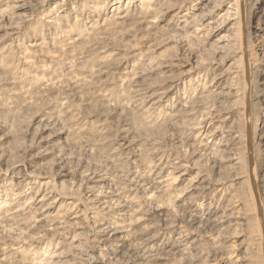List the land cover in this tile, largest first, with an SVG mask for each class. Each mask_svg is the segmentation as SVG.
Returning <instances> with one entry per match:
<instances>
[{"label": "rangeland", "instance_id": "374dc122", "mask_svg": "<svg viewBox=\"0 0 264 264\" xmlns=\"http://www.w3.org/2000/svg\"><path fill=\"white\" fill-rule=\"evenodd\" d=\"M130 1L18 0L27 8L17 10L16 1L0 0V156L3 158V163H0V206L6 198L14 203L18 199L16 192H23L24 198L19 206L27 207L33 199L38 200L46 193H38L46 181L68 196L85 198L86 180L96 175L105 179L96 184L97 192L108 196L105 202H116L119 199L117 193L124 191L122 194L128 197L125 202H131V214L155 203L166 207L172 219L182 218L191 206L176 201L178 192L175 182L178 174L167 177L163 187H169V193L164 197L161 194L149 197L143 193L142 188L140 190L136 186L141 176L139 174L143 172L145 176L148 173L154 165L157 152H160L167 161L176 159L208 175L211 186L198 202L199 210L206 212L210 204L224 208L231 202L236 209V217L244 219L240 221L241 226L233 227H190L185 223L183 226L186 233L182 235L185 246L175 252L160 249L159 252L167 259L162 264H207L193 261L200 254L207 257L209 264L227 260L229 254L218 252L217 247L231 246L237 239H232L234 235L247 243L240 257L248 254L252 264H264V134L260 131V124L264 123V95L259 93L264 88V83L261 84L264 82V48L259 50L256 43L264 37V30L256 31V35H253L254 26L249 25L247 19L241 21L236 48L242 52L243 62L240 63L244 74L233 84L242 88L239 100L216 96L215 92L218 88L215 78L230 66L232 60L222 66L218 65V59L224 55L218 51V43L214 39L201 38V35L196 34L194 37V33L184 31L187 30L186 24L210 0L171 1V9L158 20L157 34L150 41L141 39L142 33L137 32L138 28H134L136 32H131L132 36L124 39L112 34L107 40L108 45L123 50L122 55L126 49L136 48V54L142 55L136 60V65L140 64V67L150 71H147V81L155 85V89L169 92L162 100L163 107L152 111L153 118L145 124L134 110L136 103H128V89H125L121 76L109 69L101 80L103 83L99 85L92 69L84 68L88 59H80L81 52L89 49L90 54L91 41L97 36L77 37L82 32L83 21L87 26L95 25L94 21L102 7L109 16L112 7L119 6L118 13L128 12L133 19L142 16L149 7L138 0H133V3ZM239 1L243 10L248 0ZM257 1L249 0L248 6ZM227 2L213 0L208 5L210 8L216 5L217 8L222 7L214 14L215 19L220 20L219 23H224L220 16L225 13L226 8L223 6ZM130 5L135 11L130 10ZM253 22L256 20L253 19ZM260 22L264 25V17ZM57 25H61L60 28ZM8 28L18 31L16 39L6 38ZM221 34L223 31L219 36ZM41 42L44 43L39 47ZM53 43H57L55 49L51 47ZM76 50L75 55H78L72 59ZM109 59L106 67L112 65L113 60ZM177 62H181L182 67H174ZM227 79H224L222 87L230 85ZM197 88L205 91L198 101L202 111L221 113L222 120L215 123L216 127L222 126L223 131L230 127L238 128L243 133L240 144L232 146L228 150L230 156L227 155L231 157V154H235L241 161V169L235 173L247 179L239 181V185L231 162L214 166L210 153L199 152L201 140L197 138L198 132L195 130L199 120H191L187 114L194 105L189 109L184 108ZM170 113L176 117L170 118ZM50 119L59 120V126L64 128L61 141L53 142L51 139L58 133V129L44 130L46 121ZM122 136L128 138L126 143L121 142ZM219 139L212 138L211 145ZM177 181L183 184L182 178ZM19 182H24V186L18 185ZM16 188L21 191H16ZM125 205L118 207V214L123 212ZM63 207H66L65 204ZM7 214V209L0 208V237L5 238L0 242V264H107L100 250L95 249L93 224L88 225L85 216L74 223L76 228L65 232L69 237H77L79 252L84 254V260L75 259L72 247L67 243L63 250L69 259L55 261L46 256L57 245L52 233H40L47 235L45 238L52 242L39 244L40 235L38 237L37 232L33 233L25 226L7 221ZM161 220L164 219H159L163 225L164 221ZM145 226L142 224L131 229L130 234L136 233L133 237L135 243H144L151 237L144 234ZM178 232H165L159 243L165 241L171 244L179 237ZM238 245L236 243L240 250ZM16 246L19 250H11ZM122 254L119 259L124 260ZM236 257H232L234 259L230 264H242L236 262Z\"/></svg>", "mask_w": 264, "mask_h": 264}, {"label": "bare ground", "instance_id": "6f19581e", "mask_svg": "<svg viewBox=\"0 0 264 264\" xmlns=\"http://www.w3.org/2000/svg\"><path fill=\"white\" fill-rule=\"evenodd\" d=\"M14 1H16V4H18L17 6H15V9L26 10L27 7L21 5L20 2H18V0H14ZM138 1L139 3H142L144 6L149 5V7L146 8L144 13H142L143 15L140 16L138 19H133L132 17H130L128 12L118 13L119 6L112 7L113 8L112 12L108 16L104 11L105 10L104 7H102L103 9L102 8L100 9L101 11L99 12L98 17L94 21L95 25L87 26L86 22L83 21V25H82L83 27L81 30L82 32L78 34L77 37L82 38L84 35L97 36L96 38H94L93 41H91V45H90L91 53L89 54V49H86L87 52H81L82 57L80 59H88L87 61H85L86 66L84 68L92 69L94 78L98 81L97 83L99 85L103 83L101 82V80L105 76V74L109 72L108 71L109 69L114 71L117 75L121 76L124 81L123 85L125 86V89H128V94L126 95L129 101L128 103H136V105L134 106V110L137 111V113L141 117L139 119H141V122L148 124V122H150L151 119L153 118L151 117L152 111L156 110L157 107L159 108L163 107L162 100L165 99L167 95H169V92L167 93L162 92L161 88L155 89V85H152L147 81V78L149 77V73L147 71L149 70L140 67V64L136 65V60L138 61V58L142 56L136 54V50H137L136 48L130 47L126 49L127 51L125 52L124 55H122L121 52L123 50H121L118 47H114L115 45L112 44L108 45L107 40L112 34H117L116 36L122 39L129 37V35L132 36L131 32H136L135 30L136 28H138L137 32H139V34L140 32L142 33L141 39H144L145 41L152 40L151 38L155 34H157L156 26L158 20L163 14L169 11L172 7V5L170 4L171 1L177 3L180 0H138ZM211 1L213 0H210L208 4L203 5L200 8L199 14L197 15L194 14L195 16L186 24L185 29L187 28V30L184 31H186V33L187 32L194 33V37L196 34V35H201L200 36L201 38L205 37L209 40L214 39V41L218 43L217 46L218 51L220 50L222 54L224 53V55H222L221 58L218 59V63H217L218 65L222 66L227 61L232 60L230 66L215 78L218 87L215 90V92H216V96H220L229 100L230 99L239 100L241 97L240 89L242 88H239L233 84L239 81L240 78L242 77V74H244L243 68L240 63L242 61V56H241L242 52L241 53L238 52V49L236 48L237 46L236 44L238 43L239 40L238 34H240V24L243 18L247 19L249 25L254 26L253 35L254 34L256 35V31L264 30V25H262V23L260 22L263 20L264 17V0H259L257 1V3L255 2L256 4L252 6L250 5L248 6L249 3L248 0V3L243 10H241L243 7L239 0H228V2L223 6L226 8V11H224L225 13H223V15L221 14L220 16V18L224 19V23L221 22L222 24L218 22L219 19L217 20L215 19L216 16L214 15L215 12L217 14V11L220 10L222 7L217 8V5L215 4L216 5L215 7L210 8L208 5L209 3L211 5ZM130 2L133 3V0H131ZM258 3L260 4L258 5ZM129 8L130 10H134L133 6L131 5L129 6ZM83 12L81 13L83 14ZM253 19L256 20L255 23L253 22ZM59 26L61 25H57V28ZM221 31H223V34L219 36ZM17 35H18V31L16 29L14 28L7 29L6 38L8 40L16 39ZM75 42H77V39ZM250 42L252 44V39H250ZM43 43L44 42L39 43L38 46L41 47ZM256 43L258 44L259 50L264 48V37L260 38V40H258ZM51 47H53L52 49H55L57 47V43L55 44L53 43ZM97 50L99 53L97 52L96 55H94L95 53L93 54V52ZM77 51L78 50H76L73 53L72 59H74L75 56L78 55V54L75 55ZM86 53L87 55L85 56ZM251 55L253 56V54ZM107 59L113 60L111 62L112 65H110V67L108 66L106 67V64H108ZM134 62L135 64L131 65ZM103 65H105V67H103ZM173 66L176 68H180L182 67V63L177 62V64ZM103 69L104 70L107 69V70L104 71ZM112 71L110 73H112ZM256 76H258V73H256ZM226 77H228L227 80L230 81V85L227 87L226 86L222 87L221 84L223 83ZM263 83L264 82H262L261 84ZM193 92H194L193 94L191 92L192 98L189 101H187L185 105L184 104L183 105L184 108L187 109L191 108L194 105V107H192L189 110V113L187 114L191 118V120L193 119L199 120V123L195 128V130L198 132L197 138L200 137L201 140L199 143V148H200L199 152L210 153L209 155H211L212 159L214 160L213 161L214 166H221L224 163L231 162L234 173L239 171L241 169L240 159L235 157V154H231L233 156L228 157L230 156L229 153H231L230 151L228 152V150L232 146H238V144H240L243 133L238 128L230 127L228 130L223 131L222 126L219 125L218 127H216L215 123L220 122L219 119L222 120L221 113L215 112L211 114L208 111H207L208 113L205 111L204 113L202 111L203 108H200V106H198V101L202 99L203 97L202 93H205V91L203 90L202 92L197 88ZM259 93L262 94L261 96H263L264 88L261 89ZM168 115L170 118L176 117L171 113ZM228 119L229 118L227 119L225 118L224 120H228ZM59 124H60L59 120L50 119L46 121V124L44 126V130L58 129L57 130L58 133L54 134L51 138L53 142H55V140L56 142L61 141L63 138L62 134H64V128L63 127L61 128L60 127L61 125L59 126ZM260 125H261L260 131H263L262 134H264V123L263 124L261 123ZM216 137L220 138L219 141L214 145H211L210 143L211 139ZM116 139H118L117 136ZM127 139H124V136H122L120 140L122 143H126L125 140ZM116 148L118 149V147ZM124 148L126 147L124 146ZM0 163H3V158L1 156H0ZM153 164H154L153 167L149 169L148 173H146L145 176H143V172L139 174V176L140 175L141 176L136 186H138L140 190L142 188L143 193L148 195L149 197H157L159 194H161V196L164 197V195H167L169 193V187L166 186L163 187V184L167 183V177L178 174L176 179L179 180L182 178L183 184H179L177 180L175 182V189H177L178 192L176 201L179 203L189 204L191 206V209L190 208L187 209V213L184 217L172 219L171 218L172 214H170V211L166 207L161 206L162 204L160 206L156 205L155 203H151L152 205L150 207L141 208L138 211L136 210L134 214H131L129 212L131 211L130 210L131 202L128 203L125 202V198L128 197L122 194L124 191L122 193H120L121 191L118 192L119 194L117 193V197L119 199L115 200L116 202L109 204V202L104 201L105 198H107L108 196L106 197L103 194V192L98 193L96 189L97 188L96 184H100L104 182L105 179L104 177L96 176V175L90 176L86 180L85 183L86 193L83 191V193H85V198L84 197L76 198L74 196H68L64 191L62 190L60 191L55 186L52 185L51 187L50 183L46 181L42 184L43 186L38 190L39 192L37 191L40 194L44 191H46V193H44V195H42L38 200L33 199L31 202H29L27 207L25 206L26 208L25 207L21 208L19 206V203L24 198L23 192L22 193L16 192L18 199L14 201V203L13 202L10 203L7 198L3 200V204H1L0 208L7 209L8 211V214L6 216V219H8L7 221L11 223H15V225L18 226H25L29 229V231H32L33 233L37 232L38 237L40 233L43 234H46V232L52 233L54 236L53 240L57 242V245L56 248L51 252V254L46 256L50 257L51 260H55V261L69 259L66 253L64 252L65 250H63L67 243L72 247V250L74 252V254L72 255L73 253L72 252L71 255L75 259H79L81 261L84 260L82 258L84 254L79 252L81 250L77 237L72 238L69 237V235L67 234L69 230L71 231V229L76 228L74 223L83 219L84 216H85L84 219L88 223V225L93 224L92 227L94 230V235L93 234L92 235L94 236V242L96 244L95 249L100 250V255L103 258H105L107 264L164 263V261H166L167 259H164L165 257L163 256V253L159 252L160 249L161 250L169 249L168 252H175L176 250L185 246V241L183 240V236H182L183 234L186 233L184 229L185 226H183L185 223L190 227L193 226L206 227L212 225H215V227L219 225H229L232 227L241 226L240 221L244 219L239 220L236 217V209L233 206V204H231V202L230 204L226 205L224 208L210 204L209 209L206 212L203 210H199L197 208L198 202L201 200L203 195L211 186L208 175L203 174L201 171H198V169H196L195 167H191L188 164L185 165L176 159L167 161L165 155L160 154V152L159 153L157 152ZM188 176L189 178H187ZM236 176H237L236 180H238V185H239V181L241 182L247 179L246 176L238 173L236 174ZM136 178L137 177L135 176V179ZM47 179L48 178H46V180ZM133 179L134 177L132 178V180ZM23 183L24 182H19L18 185H22ZM23 186L24 185H22V187ZM16 191H21V189L16 188ZM64 204L66 207H63ZM122 204H126L125 205L126 207L124 209L125 211L123 210L122 213L118 214L117 209L118 207L120 208ZM61 207L64 209H61ZM159 219H164L163 220L164 222L161 220L164 223L163 225L160 224ZM142 224L146 225L144 227V234L151 235V237L148 240H146L144 243L137 244L134 242L133 239L136 233H132L133 236L130 233H131V229H134L136 226ZM176 230H179L178 232L179 237L174 242H171V244L165 241L159 243L165 232H169V231L172 232ZM66 231L67 233H65ZM46 236L40 235V237L38 238L39 244L40 243L50 244L52 242L51 240L48 241L49 239L48 238L46 239L45 238ZM233 238L235 239L237 238V239L231 244V246L228 245L229 247H223V246L217 247L218 252L222 253L223 251H225L227 255L229 254L228 257L229 259L227 260L223 259L222 261L219 260V262L216 264H230L233 261V259L236 257L235 254L237 253L238 254L236 258L238 259L236 262L242 264H252L251 259L247 253L246 256L240 257V254L243 253V249L246 247L247 244L246 241L245 240L240 241L241 237H238L236 235H234L232 239ZM3 240H5V238L0 237V242H2ZM236 243L239 244L238 246L240 250L237 248ZM11 250H19V247L18 246L13 247ZM235 250H238L236 251L237 253L233 252ZM122 252H123L122 258H124V260L119 259V256L121 255ZM233 256L234 258H232ZM193 261H197L200 263L206 262L207 264H209L210 262L207 259V257L205 258L203 254L196 256L195 260L193 259ZM175 263L176 262L172 264Z\"/></svg>", "mask_w": 264, "mask_h": 264}]
</instances>
